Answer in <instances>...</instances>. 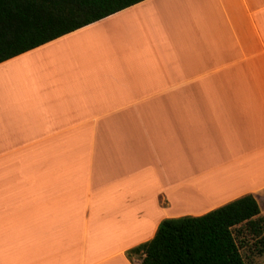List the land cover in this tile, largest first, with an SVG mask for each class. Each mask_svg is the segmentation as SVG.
<instances>
[{
  "label": "crops",
  "instance_id": "obj_1",
  "mask_svg": "<svg viewBox=\"0 0 264 264\" xmlns=\"http://www.w3.org/2000/svg\"><path fill=\"white\" fill-rule=\"evenodd\" d=\"M248 194L264 0H145L0 64V264H138L163 220Z\"/></svg>",
  "mask_w": 264,
  "mask_h": 264
},
{
  "label": "trees",
  "instance_id": "obj_2",
  "mask_svg": "<svg viewBox=\"0 0 264 264\" xmlns=\"http://www.w3.org/2000/svg\"><path fill=\"white\" fill-rule=\"evenodd\" d=\"M143 1L0 0V64ZM244 232L260 238L264 252V216L253 194L201 216L163 220L128 255L139 264H246L238 243Z\"/></svg>",
  "mask_w": 264,
  "mask_h": 264
},
{
  "label": "rangeland",
  "instance_id": "obj_3",
  "mask_svg": "<svg viewBox=\"0 0 264 264\" xmlns=\"http://www.w3.org/2000/svg\"><path fill=\"white\" fill-rule=\"evenodd\" d=\"M264 209V207H261ZM262 216L264 214L262 213ZM236 235L237 230H235ZM238 243L240 244V253L246 264H264V252H259L258 248L260 247V238L253 236L251 233L244 232L239 235ZM132 261L138 263L140 260L139 256L131 254L129 256ZM139 264V263H138Z\"/></svg>",
  "mask_w": 264,
  "mask_h": 264
}]
</instances>
